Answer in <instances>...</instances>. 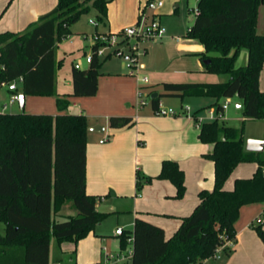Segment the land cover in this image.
Returning a JSON list of instances; mask_svg holds the SVG:
<instances>
[{
	"label": "trees",
	"instance_id": "16d2710c",
	"mask_svg": "<svg viewBox=\"0 0 264 264\" xmlns=\"http://www.w3.org/2000/svg\"><path fill=\"white\" fill-rule=\"evenodd\" d=\"M112 0H58L24 32L0 33V86L23 76L22 89L29 96L57 94V45L68 37L71 26L91 7L105 23ZM264 0H198L194 23L185 37L202 43L205 70L228 75L224 82H165L163 92L151 99L153 109L163 96H207L217 99L235 97L243 101V115L264 120V91L260 74L264 65V32L257 30L260 6ZM246 49L248 61H237ZM106 60V59H105ZM95 59L86 69L72 68L75 96H93L98 90L100 67ZM60 113H0V264H49L52 238L60 244L75 245L88 236L112 212L97 208L101 195L86 191L88 118L66 113L69 101H58ZM111 128L133 126L129 116H111ZM199 139L214 143L206 157L214 162L212 190L199 192V204L182 218L171 238L163 227L136 218L132 231L121 234L123 246L132 238V264H202L215 256L227 241L236 239L235 222L242 206L264 201V151L246 150L244 126L236 128L219 122H203ZM242 162H256L252 177L237 178L232 189L225 183ZM168 179L177 189V199L185 196V172L179 163L165 159L156 176L137 172V190L154 179ZM77 214L58 215L66 203ZM58 216L60 218H58ZM264 242L262 224L254 225ZM76 253V249L73 251Z\"/></svg>",
	"mask_w": 264,
	"mask_h": 264
},
{
	"label": "crops",
	"instance_id": "0c3cea01",
	"mask_svg": "<svg viewBox=\"0 0 264 264\" xmlns=\"http://www.w3.org/2000/svg\"><path fill=\"white\" fill-rule=\"evenodd\" d=\"M118 1L112 0L108 4V15L105 23H102V28H98L99 31H118L135 22L137 4L130 13H124L121 18L116 19L112 16L111 6ZM57 4L58 0H0V33L26 31ZM166 6L164 3L159 10ZM261 6L257 25L259 33L264 32V19L260 16ZM179 8L177 4L174 14H177ZM167 12L168 6L165 9V13ZM98 13L99 11L95 9L96 17ZM167 16L160 14L162 23L170 18ZM193 19L195 20V16ZM77 23L71 26L72 33L69 36L87 33L85 29H76ZM176 26L178 24L173 22L170 28L167 27L168 37L156 41L160 42L157 45L159 49L153 55H150L148 47L150 43L147 45V52L144 54L146 57L141 62L140 72L141 75L148 77L145 83L141 82V75L133 76L127 73L124 68L113 65L112 58H109L104 60L100 67L96 95L75 96L72 94L73 65L86 69L90 63L86 61L85 64L82 58L73 54L69 74L65 76L62 88H59L58 77L56 79L57 94L27 95L24 112L57 115L61 112L58 104L61 99L69 101V106L63 110L64 112L87 116L89 130L86 191L88 194L102 196L97 204L98 210L112 212L76 245L72 242L60 244L52 238L49 246V264H132V238L128 239L126 246H123L122 236L117 234L118 227L132 231L135 219L139 217L163 227L166 237L171 238L180 227L182 218L189 216L199 204V192L214 188V162L206 157L213 152L214 143H203L199 139V132L203 122L216 119L209 111L217 110V99L207 96L184 98L163 96L160 101L164 103V98L168 99V105L164 104L171 107H174L176 100L180 101L181 107L184 106L185 101H188L192 105L186 104L191 107V113L157 116L151 101L142 105L138 96L140 88L146 91L147 95L144 99L154 92L161 94L165 82L214 83L228 80V75L205 70L202 57L205 47L202 43L185 37L180 41L174 39L173 36L177 35ZM191 26L192 24L189 28ZM168 48L173 50L172 54ZM88 50L89 47L84 53ZM56 56L58 61H63L62 66L58 68L60 70L64 67L66 58H58L57 51ZM240 59L244 64L247 63L246 50L242 51L238 61ZM175 64L177 68L173 71L168 70ZM259 85L264 91V65ZM224 99L221 98L219 103H225ZM223 115V124L236 128L244 126L245 146L248 138L264 139V120L262 130L252 127L251 123L260 122V119L247 118L243 115L242 99L236 100L235 107L228 105ZM111 116L132 117L134 124L130 127L111 128L109 123ZM165 159L177 161L185 172L187 191L181 199L174 197L177 189L168 179L155 178L144 184L141 190H137V172L144 176H156ZM257 168L256 162L240 163L226 181L225 188L232 189L237 178L252 177ZM64 209L67 213H63ZM73 212L71 203L67 202L58 215H68ZM108 220L114 223L110 230L104 227ZM259 223L264 229V201L242 206L235 222L236 239L224 243L218 248L215 256L204 260L202 264H264V242L254 228V225ZM75 249L76 253L73 252Z\"/></svg>",
	"mask_w": 264,
	"mask_h": 264
},
{
	"label": "built area",
	"instance_id": "2783aa9c",
	"mask_svg": "<svg viewBox=\"0 0 264 264\" xmlns=\"http://www.w3.org/2000/svg\"><path fill=\"white\" fill-rule=\"evenodd\" d=\"M163 1H148L141 8L139 22L134 25L127 26L118 32L99 31L98 28L102 24L98 19H94L91 23L95 26L94 32L87 33L84 38L89 40V50L84 53L85 60L91 63L95 57L99 60H105L113 57L120 58L125 64L129 74L140 76L141 73V56L147 52V45L151 42L162 41L168 37V28L162 23L160 15L155 12L163 6ZM194 15L197 9H194ZM176 41L182 39L181 36H173ZM141 82H147L148 77L141 75ZM24 78L18 77L10 82H5L0 86V113L8 112V110L17 106L24 110L27 102V95L22 89ZM140 104L148 103L144 99L142 88L138 91ZM151 101V96L149 97ZM227 101L222 104L220 110L211 109L209 113L213 118L220 119L223 117V111L227 109L232 97H227ZM157 116L187 114L190 115L191 107L184 105L181 110L167 106L163 102H159L158 107L154 109ZM103 142V140H101ZM0 221V225H1ZM124 229L118 227L117 234H122Z\"/></svg>",
	"mask_w": 264,
	"mask_h": 264
},
{
	"label": "rangeland",
	"instance_id": "374dc122",
	"mask_svg": "<svg viewBox=\"0 0 264 264\" xmlns=\"http://www.w3.org/2000/svg\"><path fill=\"white\" fill-rule=\"evenodd\" d=\"M92 1L93 0H90V2L88 4L91 5ZM148 1H151V0H119L118 2H115L114 4H112V6H111L112 16L116 19L121 18L122 15H124V13H126V12H127V14L130 13V11H132V9L134 8V5L137 4L136 20L132 25L137 24L139 22V16H140L141 8H143L147 4ZM152 1H154V2L163 1V3H166V5L168 6V12L167 13H165V9L167 8V6L164 7L165 9L162 8L161 10H158L155 13L159 14V15L160 14L168 15L167 17H170V18L167 21L165 20L163 24L166 27L170 28L172 23L176 22L178 24V26H176L177 31L175 34L180 35L182 38H184L187 31H188L190 24L194 23L193 8L197 7L198 0H152ZM177 4L180 6V8L178 9L177 14H174L175 13L174 8ZM189 10H191V11H189ZM260 16H261V19H264V5L261 6ZM94 19H97V17L95 16V8L91 7V10L81 17V19L76 24L75 28L78 30H84L85 29V30H87V33L91 34L92 32H94L96 30L95 26L91 23V21ZM261 25H262V23H261ZM125 27H127V26H125ZM125 27H122L121 29H123ZM99 28L100 29L102 28V24L99 26ZM169 30H171V29H169ZM118 31H113V32H118ZM87 33H78V34H75L74 36L66 37L59 44V47L57 48L58 58H66V62H65L64 67H62L60 70H58V74H57L59 88H62L63 80H64L65 76L67 74H69L70 60H71V56L73 54H75L76 57L82 58L84 63L86 64V60L84 57V50L87 49L88 44H89V40L84 38V35ZM159 44H160V42H151L149 44L148 47L150 48V55H153L156 52V50L159 49V47L157 46ZM244 50H246V49H244ZM168 51L171 54L173 53V50L171 48H168ZM145 57H146V55L141 56V62L143 60H145ZM111 61H112L113 65H115L116 67L124 68L127 71V73H129V71L126 69V67L123 64V61L120 58L113 57L111 59ZM238 65L239 66L244 65V63L241 61V59L238 61ZM155 67H156V65H155ZM174 68H177L176 64L171 65L170 69H168V70L173 71ZM148 69H149V67H148ZM142 92H143L144 97H145V95H147L145 89H142ZM146 99H147V101L149 100L148 102H150L149 97H147ZM237 99H238L237 96L232 97L229 105L231 107H235V102ZM226 101H227V99L225 98L224 102H226ZM164 103L168 105L169 100L164 98ZM174 104H175L174 105L175 109L181 110L180 101L176 100V101H174ZM186 104H189L190 106H192L190 103H188V101L184 102V105H186ZM26 110H28V109L26 108ZM22 111L23 110L19 109L17 106H13L8 110V112H22ZM223 117H224V115H223ZM223 117L219 119L220 123L223 122L222 121ZM259 121L260 122L251 123V125H252V127L256 128V129L262 130L263 129V124H262L263 120H259ZM73 209H74L73 214H76L77 209L76 208H73ZM66 211L67 210L64 209L63 213H67ZM113 226H114V223L111 220H108L107 222H105L104 227H105V229L110 230ZM3 231H4V225L1 224L0 225V232H3ZM54 256H56V254H54ZM54 260H56V257L54 258Z\"/></svg>",
	"mask_w": 264,
	"mask_h": 264
},
{
	"label": "water",
	"instance_id": "95a60500",
	"mask_svg": "<svg viewBox=\"0 0 264 264\" xmlns=\"http://www.w3.org/2000/svg\"><path fill=\"white\" fill-rule=\"evenodd\" d=\"M209 61H210L209 59L204 60L205 63ZM159 96H160L159 92H154L151 95V99L158 98ZM246 150L253 151V152H263L264 151V139L248 138L246 141Z\"/></svg>",
	"mask_w": 264,
	"mask_h": 264
}]
</instances>
